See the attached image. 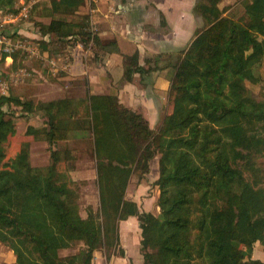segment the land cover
<instances>
[{
	"label": "trees",
	"instance_id": "obj_1",
	"mask_svg": "<svg viewBox=\"0 0 264 264\" xmlns=\"http://www.w3.org/2000/svg\"><path fill=\"white\" fill-rule=\"evenodd\" d=\"M221 1L194 7L205 27L176 64L173 108L158 131L142 114L120 109L114 95L35 102L0 87V241L14 251V264H94L101 248L109 259L120 244L119 222L131 215L140 222L144 264H264L252 258L255 243L264 244V78L255 74L264 60V0H243L239 19L225 14ZM50 2V21L38 23L42 35L65 43L84 32L87 17L78 14L84 0ZM137 56L127 57L129 72L141 69ZM248 81L263 84L260 96ZM13 104L44 116L38 126L29 122L24 135L48 142V165L32 164L29 141L7 161L17 133L15 111L6 108ZM72 137L90 144L96 162L100 207H88L86 217L66 168ZM158 155L156 215L126 191L134 171L144 176ZM78 242L79 252L61 254Z\"/></svg>",
	"mask_w": 264,
	"mask_h": 264
},
{
	"label": "crops",
	"instance_id": "obj_2",
	"mask_svg": "<svg viewBox=\"0 0 264 264\" xmlns=\"http://www.w3.org/2000/svg\"><path fill=\"white\" fill-rule=\"evenodd\" d=\"M8 1L0 0L3 5H6ZM18 1L14 0L15 5ZM47 1L46 15L48 16L51 2ZM198 1L97 0L93 6L96 7L94 19L98 26L94 42L88 44L85 40V46L80 48L76 46L77 43L74 44L71 41L76 36L82 37L86 28L82 34L68 36L69 41L63 43L62 52L58 54L52 49L57 48L60 43L53 42V36L42 35L40 31L46 41V47L45 49L40 48V43H36L32 45L36 50L32 54L44 60L49 67L48 72L56 77L51 82L53 86L50 93L55 87L56 90L60 89L64 93V96L57 98L84 97L87 94L114 95L118 98L120 109L142 114L147 118L152 129H159L164 117L171 113L173 108L170 88L171 80L176 72V64L180 60L182 51L199 33L193 35L192 32L197 25L200 26L201 19L203 28L205 27L204 19L194 10ZM224 6L220 3L221 8ZM78 14H85L89 25L88 0H84ZM74 27L77 28V26ZM190 30L192 32L187 34ZM135 53L138 54L137 63L141 69L134 70L136 68L134 67L133 71L129 72L127 57ZM59 57H65V59L58 62V69H52L50 60ZM5 61L12 66L14 55ZM38 69L45 74L44 69L37 67L38 72ZM39 115L41 113H37L34 121L31 119L30 123L38 126L41 123ZM156 160L157 158H154L151 161V170ZM156 173L159 174L158 168ZM139 186L143 187V182ZM139 191L142 194L140 189ZM127 198L136 201L141 209L143 204L145 211H150V202L140 201L138 195L127 194ZM141 232L137 216L131 215L121 220L119 222V247L109 259L97 251L94 257L100 255V258L97 260L93 258L94 264H144L140 251ZM131 247H135L133 252H130Z\"/></svg>",
	"mask_w": 264,
	"mask_h": 264
},
{
	"label": "rangeland",
	"instance_id": "obj_3",
	"mask_svg": "<svg viewBox=\"0 0 264 264\" xmlns=\"http://www.w3.org/2000/svg\"><path fill=\"white\" fill-rule=\"evenodd\" d=\"M47 3V0L43 2L41 1L35 7V11L33 10L28 19H23L16 24H6L4 28L0 29L1 33L11 36L14 40H23L29 42L31 43V45L40 43V48L45 49L46 41L40 34V27L38 26V23L48 22L50 20V17L46 15V11H48ZM0 5H2V10L6 12L11 13L16 10L15 3H13V1L10 2V0L6 5L1 4V2ZM221 5H225L224 7H227L226 13L231 17L239 19L244 16L245 2L243 0H222ZM37 7H39V9ZM73 19L76 20V18ZM202 21L203 20L201 19L200 26H196L197 29L195 28L193 32L190 30L187 32V34H190L192 32L193 35H195L197 32H199L203 28ZM35 35H37V37H35ZM75 38H77V36ZM58 43L60 44H58L57 48L52 49V51L54 52L57 51V54L62 52L61 50L63 46V42L58 41ZM16 53H19L17 60L18 65L13 67L5 62L2 66V71L4 73L1 79L0 87L3 93H11L13 95L21 97L24 100H33L35 102L64 96L63 91H61L60 89L56 90L55 87L53 88V92L50 93V91H52L51 87L53 86L51 85V82H53V78L56 77L48 72L49 67L44 60H41L40 58L38 59L35 55L28 52V54H24L22 52H14V54ZM37 67L44 69L46 75L43 74L40 69H38V72L36 70ZM21 68L24 70V72L20 71ZM255 74L259 77L264 78V60L255 68ZM247 85L251 93L256 97L261 95L263 91V84L261 82L253 83L248 81ZM54 90L56 91L54 92ZM6 108L9 110L13 109L15 111L16 114L14 113L13 115L15 116L17 123V133L10 143L7 156V161H10L11 163L13 162V158L19 149L18 146H20V142H30L31 136L24 135V130L31 119L32 121H34L37 113H32L30 115L24 114L21 108L16 107L14 104ZM39 116L40 121H42L44 117L42 115ZM155 131H158V129H156ZM65 146H67L68 149L70 148L73 153V158H71L67 162L66 168L72 178L75 179L78 184V188L80 190V211L81 215L86 217L88 207L92 206L93 210L95 211H98L100 207L95 159L92 157L90 144L82 138L72 137L68 143H65ZM31 151V162L34 166H45L51 162V150L47 141L39 140L36 142L35 140H33L32 142H30V157ZM155 158H157V160L156 163L153 164V170H151L150 167L149 172L144 176H142L139 170L134 171L127 188L128 191H126V197L127 194L138 195L140 201L144 203L150 202V212L158 215L160 213V207L158 206L159 188L156 184V180L159 177V174H157L156 171L157 168L159 170V155ZM259 162L260 166L264 169V157H261L259 159ZM155 173L157 177L155 176ZM142 182L144 186L140 187L139 185ZM139 189L142 191V194L140 193V191L138 192ZM142 210H146L143 207V204ZM83 246V242H78L73 247L61 251V254L68 255L77 253L80 249L83 248ZM134 249L135 247H131L130 252H133ZM98 251L101 252L103 257L108 256L104 248H101ZM99 256L100 255H97L96 260L100 258ZM252 258L264 260V244H262L261 242L255 243ZM15 261L16 256L14 254V251L9 247V245L0 241V263L14 264Z\"/></svg>",
	"mask_w": 264,
	"mask_h": 264
},
{
	"label": "built area",
	"instance_id": "obj_4",
	"mask_svg": "<svg viewBox=\"0 0 264 264\" xmlns=\"http://www.w3.org/2000/svg\"><path fill=\"white\" fill-rule=\"evenodd\" d=\"M41 0H19L15 5L14 12H6L0 10V29L4 28L6 24H16L23 19H28L36 6ZM97 0H88L89 10H90V19L89 25L86 30L85 35L78 36L77 38L71 39V41L76 44V46L83 48L85 46L84 41L88 44H92L95 40L98 26L97 22L94 19V13L96 12V7H93ZM85 28V29H86ZM14 52H22L25 54L35 53V48L31 45V43L23 41V40H14L11 36L2 34L0 31V58L3 54H7L6 60L11 57ZM28 52V53H27ZM65 57H59L58 59H51L50 65L52 69H58V62L64 60ZM21 72L24 70L21 68ZM97 257H94L96 260Z\"/></svg>",
	"mask_w": 264,
	"mask_h": 264
}]
</instances>
